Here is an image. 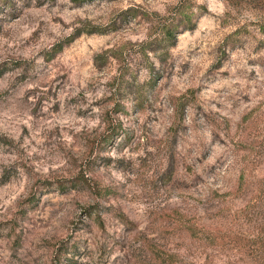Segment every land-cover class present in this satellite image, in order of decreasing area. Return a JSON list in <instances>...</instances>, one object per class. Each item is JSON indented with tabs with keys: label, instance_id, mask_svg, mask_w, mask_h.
I'll return each instance as SVG.
<instances>
[{
	"label": "rangeland",
	"instance_id": "374dc122",
	"mask_svg": "<svg viewBox=\"0 0 264 264\" xmlns=\"http://www.w3.org/2000/svg\"><path fill=\"white\" fill-rule=\"evenodd\" d=\"M180 2L0 0V264H264V0Z\"/></svg>",
	"mask_w": 264,
	"mask_h": 264
},
{
	"label": "trees",
	"instance_id": "16d2710c",
	"mask_svg": "<svg viewBox=\"0 0 264 264\" xmlns=\"http://www.w3.org/2000/svg\"><path fill=\"white\" fill-rule=\"evenodd\" d=\"M75 1L80 2L86 0ZM172 13L175 19H180V22L178 24H175V22L172 21L169 24H163L161 31L165 40H174L180 27H184V29L186 30L193 28L197 18V10L195 9L192 0H181L179 5L172 9ZM260 29L264 32V24L260 26ZM93 31L94 30H88L87 32L92 33Z\"/></svg>",
	"mask_w": 264,
	"mask_h": 264
}]
</instances>
